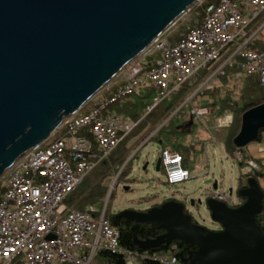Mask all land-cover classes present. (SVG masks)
<instances>
[{
  "label": "built area",
  "instance_id": "1",
  "mask_svg": "<svg viewBox=\"0 0 264 264\" xmlns=\"http://www.w3.org/2000/svg\"><path fill=\"white\" fill-rule=\"evenodd\" d=\"M263 13L264 0L208 3L202 19L182 38L171 40L162 35L156 39L120 73L122 84L114 89L109 84L107 92L102 90L90 100L89 110L65 118L49 139L21 156L7 172L0 198V264H92L99 250L122 255L126 264H141L142 258L181 264L172 253L151 254L123 247L120 230L106 218L105 211L97 218L95 207L81 210L66 200L136 126L134 120L113 110L114 105L127 103L150 87L155 89L148 106L151 111L187 81L195 82L193 95L214 90L222 85L225 67L237 54L243 57L242 70L258 75L264 85V49L255 45L264 20L251 28ZM231 47L235 50L222 60ZM152 55L157 57L145 60ZM203 70L207 73L194 81ZM192 112L197 118L207 117L211 109L197 105ZM217 120L226 126L231 116L224 114ZM236 156L243 158L241 151ZM160 158L168 184L191 178L179 152L163 149ZM256 168L258 165L248 160L243 171L250 173ZM212 194L232 202L231 196L222 192Z\"/></svg>",
  "mask_w": 264,
  "mask_h": 264
},
{
  "label": "water",
  "instance_id": "2",
  "mask_svg": "<svg viewBox=\"0 0 264 264\" xmlns=\"http://www.w3.org/2000/svg\"><path fill=\"white\" fill-rule=\"evenodd\" d=\"M201 1L0 0V180ZM261 128L264 103L244 113L237 145L256 140ZM240 195L256 200L252 185ZM262 196L253 216L209 198L219 229L193 222L184 205L163 204L147 217L167 229L159 240L195 246L189 264H264Z\"/></svg>",
  "mask_w": 264,
  "mask_h": 264
},
{
  "label": "rangeland",
  "instance_id": "3",
  "mask_svg": "<svg viewBox=\"0 0 264 264\" xmlns=\"http://www.w3.org/2000/svg\"><path fill=\"white\" fill-rule=\"evenodd\" d=\"M202 1L196 4L185 15H183V17L164 35L171 37L172 34L176 31H179L180 29L183 30L184 28L186 29L192 24L201 20L204 14L203 11L199 9ZM183 32L184 30L181 33ZM156 57L157 56L152 55L147 57L146 60L148 61ZM226 58L227 57L225 56L222 60ZM236 65L237 67L240 66L238 64V61ZM245 79L246 74L241 68L237 72L229 74L226 82H224V80L222 79L223 84L220 87L215 88L214 90H205L203 92H200L202 97L207 96L206 99L208 103L205 104V107L209 106L208 108H210L212 111L209 115H207V117H195L192 112L194 104H191L190 107H187L186 111L183 113V117L181 118L183 121L193 120L194 123H197L198 127L201 126L200 128L203 129H205L206 126L208 128L207 130L211 134L210 140L213 141L212 148H210L208 156L199 154L200 157L198 156L197 161H189V166L191 169V178L189 180H186L185 182L179 184L169 185L167 183L165 171L162 168L158 170L156 167V157L160 152H162V146L159 143H150L142 147L146 143L145 141L149 139V136L142 140L138 139L140 136H135L131 141L127 143V146L133 145L126 161L124 162L126 164L130 162L131 166L129 171L124 173L123 176H120L121 167L117 169L109 164L107 165L109 166V168L107 173L105 174V177H96V174L98 173L97 169L103 167L100 166L99 168L94 170V172L87 178L85 182L84 186L89 187L91 183L102 180L104 184L108 185V190L111 193L109 198H106L102 202L97 203L96 208L98 212L95 213L96 217H100L101 212L105 206L106 209H110L113 213H117L130 207L135 209L150 210L152 207L163 204L165 202V206L186 205L197 222L211 229H219L220 227L218 228V223L214 222L211 212L207 209V200L209 198H217L212 194L213 191H218L226 195H230L229 189L231 187L234 190L231 195L233 200L231 203H226L229 206H233L234 208L247 207L249 216H253L259 208L260 197L262 195L260 184L255 177H253L252 175H247L246 181L249 185L253 186L256 200L245 198L242 203L238 202L241 198L238 192V179L241 173H246L241 172L239 167L240 160L238 159L236 154L234 156H231L227 152V155H229L230 157H226L223 142L224 135H226L229 125L232 124L233 116L230 110L219 108L217 105H215L216 98L212 95V93L215 91H218L219 94L229 93L232 101H235L239 105H242V90L245 85ZM123 82V77L117 76L110 83V86L112 88H115ZM194 83L195 82H192L195 90L196 86ZM107 90L108 88L106 87L102 92H107ZM193 91L190 93V95L193 93ZM187 98L177 109L181 108L186 102H189V100L187 101ZM88 107L89 104L84 106L80 110V112H86ZM146 111L150 112L148 111V107ZM175 111L166 120H168L175 113ZM222 112H225V114H229L231 116L229 125L221 126L219 121L217 120L218 115ZM157 129H155V132L157 131ZM136 138L137 142L131 144V142ZM213 139H215L216 141H214ZM178 140L182 142V138L179 137ZM194 140H197V138L194 137ZM121 149L122 146H119L117 151L120 152ZM121 152H123V149ZM105 160L107 161L108 159ZM198 161L201 163L199 164ZM103 162H100V164ZM146 162H149V164L148 167L144 169L143 166ZM200 165L202 166L201 168L198 167ZM242 167L243 166H241V168ZM255 172L257 171L253 170L250 172V174H254ZM8 177L9 173H7L0 180V190L3 188L4 181L7 180ZM216 183L218 187L215 190L214 185ZM192 200L195 201V205H192ZM199 200H202L203 203L200 204ZM66 203H68L69 205L73 204L68 199L66 200ZM158 208L159 207H154V209Z\"/></svg>",
  "mask_w": 264,
  "mask_h": 264
},
{
  "label": "trees",
  "instance_id": "4",
  "mask_svg": "<svg viewBox=\"0 0 264 264\" xmlns=\"http://www.w3.org/2000/svg\"><path fill=\"white\" fill-rule=\"evenodd\" d=\"M219 1L220 0H203L199 9L204 13V8L208 3H217ZM189 27L186 29L184 28V32L187 31ZM183 30L180 29L179 31H176L169 38L171 40L182 38V34L184 32H181ZM234 50L235 49H232L230 53L226 55V57H228ZM242 60L243 57L237 54L226 65L225 75L223 76L224 82H226L229 74L237 72L239 69H241V67H237L236 64L237 61ZM206 73L207 70H203L198 76L199 80ZM244 73L246 74V79L245 85L242 90V105H239L237 102L232 101L229 93L219 94L218 91L212 93V95L216 98L215 105H217L219 108L228 109L232 112L233 121L232 124L229 125L226 135H224L223 142L225 145V149L229 153V155L234 156L236 154V151L242 152L243 158L239 162L240 167L244 166V159L246 158V155L243 151V147L237 145L236 139L242 128L243 115L250 108L264 103V85L261 84L259 76L256 74H249L246 72ZM198 78L197 81H199ZM193 90V84L190 81L185 82L176 93H174L170 98L161 101L150 112H147L146 109L152 103L155 95V89L150 87L142 91L140 95H137L133 102H129L125 105H114L121 113L131 118V120H134L137 124L133 128V130L129 132L119 143V146H122L123 152H121L122 149L120 152H118V147L111 154L107 161H102L103 163H101L97 168H99L100 166L103 167L99 169L96 168L98 171L96 177H105V174L107 173L109 168V166L107 165L109 164H111V166H113L114 168H120L126 161L129 152L131 151V147L133 146H127V143L135 136H140L138 139L141 140L145 139L157 128V131L151 138L160 142L163 148L173 147L175 150H177V152L181 153L184 158V166H186L188 155L190 153V148L192 147V145H185V143L181 142L178 143L176 142V140L184 133H186L185 128L190 124V120L183 121L181 118L183 117V113L186 111V108L190 107L191 104H189V102H186L168 120L166 119L186 100V98ZM191 126H193V124ZM262 131H264V128H261L259 130V134L256 140H259ZM130 166V162L126 164L121 171L120 176H123L124 173L129 171ZM101 169H103L104 171ZM247 175H252L253 177L257 178L259 174L258 172H255L254 174L241 173L238 179L239 194H241V191L250 186L246 181ZM108 188L109 187L107 184H104L102 180H99L97 182L91 183L89 187H81V189H79L77 192L70 195L68 200L73 204L74 202H78L79 207L82 210H86L89 204H95L101 201L106 196ZM4 190V187L0 190V198ZM262 192L263 196L261 200V208L256 214V222L261 227L264 235V190H262ZM240 197L243 199V201L245 200V197H242L241 195ZM163 204H159L154 207H161ZM154 207H152L150 210L154 209ZM150 210L135 209L130 207L123 211L113 213L110 209H107L106 218L111 222V224H113L120 230V243L123 247L140 252L148 250L151 254L172 253L178 257L181 264H189V253L195 248V246L181 238L159 240L168 231L165 227L158 226L150 219H148L147 215ZM192 221L197 223L194 217H192ZM157 240H159L158 243H155V241ZM174 246L175 248H173ZM92 264H126V262L122 255L114 254L107 250H99L94 257ZM141 264L160 263L148 258H142Z\"/></svg>",
  "mask_w": 264,
  "mask_h": 264
},
{
  "label": "crops",
  "instance_id": "5",
  "mask_svg": "<svg viewBox=\"0 0 264 264\" xmlns=\"http://www.w3.org/2000/svg\"><path fill=\"white\" fill-rule=\"evenodd\" d=\"M264 20V13L262 14V16L260 17V19H259V21H257L256 23H254L253 25H252V29H256L257 27H258V25H260L261 24V22ZM255 45L256 46H258V47H260L261 49H264V28H263V30H261L260 31V33L258 34V36H257V39H256V41H255ZM234 48V47H233ZM233 48H231V50L233 49ZM241 56V55H240ZM242 57V56H241ZM147 58V57H146ZM146 60V59H145ZM240 63H241V61H238V64L240 65ZM199 76V75H198ZM198 76L194 79V81H197V78H198ZM223 77H221V82H222V84H223ZM198 80H199V78H198ZM117 87V86H116ZM115 87V88H116ZM112 89H114V88H112ZM144 90H146V89H144ZM144 90H142V91H144ZM141 91V92H142ZM194 92V91H193ZM141 94V93H140ZM140 94H136V95H134V97L130 100V101H128L127 103H124V104H119V105H125V104H128L129 102H133L134 100H135V97L137 96V95H140ZM207 96H201V94H200V92L199 93H196V94H194L193 95V93L187 98V101L189 100V102L191 101V103L190 104H194V107L195 106H197V105H200V106H205V104L206 103H208L207 102ZM204 104V105H203ZM91 107V105H89V107H88V109L87 110H89V108ZM207 107H209V106H207ZM112 109L113 110H116L117 112H119V113H121L119 110H118V108L117 107H112ZM86 110V111H87ZM178 110V109H177ZM176 110V111H177ZM175 111V112H176ZM212 112V111H211ZM121 114H123V113H121ZM225 114V112H222V113H220L219 115H218V117H220V116H222V115H224ZM124 116H125V118L126 119H130L131 120V118H129V117H127L125 114H123ZM217 117V118H218ZM190 122V124L192 125L193 124V126H191L190 124L189 125H187L186 126V128H185V130H186V133H184L180 138H182V142L181 141H179L178 139L176 140V142H181V143H185V145H192V147L190 148V153H189V155H188V160H187V163H186V166L185 167H187L189 170H191L190 169V166H189V161L190 160H194V161H197V159H198V156L200 157V155L199 154H201V155H207L208 156V152H209V150H210V148H212V143H213V141L212 140H210V137H211V134L209 133V131L207 130L208 128L205 126V129H203V128H200V127H198L197 126V123H194V121L193 120H191V121H189ZM193 122V123H192ZM155 132V131H154ZM154 132L153 133H151L150 135H149V139H147L145 142V144L142 146V147H144V146H146V145H148V144H154V143H159L160 145H161V143L160 142H158V141H156V140H154V139H152L151 137L153 136V134H154ZM194 133V134H193ZM194 137H196L197 138V140H194ZM199 137V138H198ZM132 140V139H131ZM130 140V141H131ZM214 141H216L215 139H213ZM137 142V138L135 139V140H133L132 142H131V144H134V143H136ZM162 146V145H161ZM119 147V145L116 147V149ZM141 147V148H142ZM115 149V150H116ZM163 149H171V150H173V151H176L177 152V150H175L173 147H166V148H163L162 147V150ZM224 149H225V145H224ZM114 150V151H115ZM96 151H98L97 149H96ZM113 151V152H114ZM243 151H244V153H245V155H246V158L244 159V166L241 168L240 166V170H241V172H244L243 171V168L246 166V164H247V161L248 160H253L257 165H258V168H256L255 170L258 172V176H257V181H258V183L260 184V187H261V190H264V131H262V133H261V136H260V138H259V140H254V141H252V142H250L249 144H247L246 146H244L243 147ZM225 153H226V157H228L229 155H227L228 153H227V151H226V149H225ZM181 154V153H180ZM160 155H161V152L159 153V155L156 157V164H157V160H158V158L160 157ZM230 157V156H229ZM200 160H201V158H200ZM199 160V161H200ZM198 161V162H199ZM197 162V163H198ZM146 163H148L149 164V162H146ZM146 163L144 164V166L146 165ZM201 162H199V164H200ZM100 165V163L86 176V178L84 179V181L82 182V184L72 193V194H74L75 192H77L79 189H81V187H83L84 185H85V182H86V180H87V178L89 177V176H91V174L94 172V170L98 167ZM125 165H126V163H124L122 166H121V169H120V172L123 170V168L125 167ZM144 166H143V168H144ZM147 167H148V165H147ZM199 168H201L202 166L200 165V166H198ZM162 168V167H161ZM254 170V171H255ZM245 173V172H244ZM118 174H120V173H118ZM217 184V183H216ZM215 184V185H216ZM170 185V184H169ZM215 185H214V187H215ZM217 187H218V185H217ZM109 189V188H108ZM230 189H233L232 187L230 188ZM229 189V190H230ZM234 191V190H233ZM112 192V191H111ZM71 194V195H72ZM110 192H109V190H108V192H107V194H106V196L101 200V201H99V202H97V203H100V202H102L104 199H106V198H109L110 197ZM232 195V194H231ZM231 195H229V196H231ZM69 198V197H68ZM67 198V199H68ZM231 198H232V196H231ZM232 200H233V198H232ZM97 203H95V204H89V206L87 207V209L86 210H90V208L91 207H95V211H94V214L96 213V212H98V210H97V208H96V205H97ZM68 204V203H67ZM69 205V204H68ZM69 206H74V207H76V208H78V209H81L80 207H79V205H78V202H74V204H72V205H69ZM82 210V209H81ZM106 206L103 208V210H102V212L103 211H105V214H106ZM102 212H101V214H102ZM199 223V222H198ZM200 224V223H199Z\"/></svg>",
  "mask_w": 264,
  "mask_h": 264
},
{
  "label": "flooded vegetation",
  "instance_id": "6",
  "mask_svg": "<svg viewBox=\"0 0 264 264\" xmlns=\"http://www.w3.org/2000/svg\"><path fill=\"white\" fill-rule=\"evenodd\" d=\"M185 213L186 214H191L192 215V213L189 211V209L186 207V205H185ZM198 223V222H197Z\"/></svg>",
  "mask_w": 264,
  "mask_h": 264
}]
</instances>
